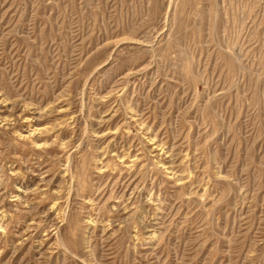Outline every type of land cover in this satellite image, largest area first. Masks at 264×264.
Wrapping results in <instances>:
<instances>
[{
	"label": "rangeland",
	"instance_id": "1",
	"mask_svg": "<svg viewBox=\"0 0 264 264\" xmlns=\"http://www.w3.org/2000/svg\"><path fill=\"white\" fill-rule=\"evenodd\" d=\"M0 264H264V0H0Z\"/></svg>",
	"mask_w": 264,
	"mask_h": 264
},
{
	"label": "bare ground",
	"instance_id": "2",
	"mask_svg": "<svg viewBox=\"0 0 264 264\" xmlns=\"http://www.w3.org/2000/svg\"><path fill=\"white\" fill-rule=\"evenodd\" d=\"M35 130L42 131L43 129L35 128ZM47 130H48V129H47ZM43 131H44V130H43ZM154 141H155V140L153 139V140H152V143H153ZM155 144H157V143H155ZM155 148H156V149H159V144L155 145Z\"/></svg>",
	"mask_w": 264,
	"mask_h": 264
}]
</instances>
